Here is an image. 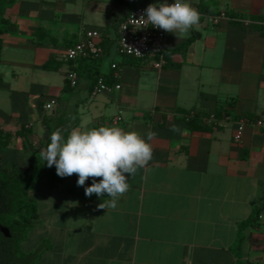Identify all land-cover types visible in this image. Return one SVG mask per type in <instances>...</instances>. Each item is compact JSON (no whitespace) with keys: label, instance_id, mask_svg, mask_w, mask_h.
<instances>
[{"label":"crops","instance_id":"0c3cea01","mask_svg":"<svg viewBox=\"0 0 264 264\" xmlns=\"http://www.w3.org/2000/svg\"><path fill=\"white\" fill-rule=\"evenodd\" d=\"M142 1L0 4V169L43 163L38 153L57 129L66 138L73 128L116 126L146 142L156 133L152 161L128 177L115 209L99 208L107 194L87 197L76 174L56 173L31 191L36 227L22 247L33 235V249L46 247L35 264H235L238 224L264 198V0H187L200 21L181 38L169 33L161 68L122 64L118 26ZM90 28L101 31L105 52L68 60ZM193 31L187 51L166 54ZM99 76L110 88L94 94ZM245 235L244 261L264 264V206Z\"/></svg>","mask_w":264,"mask_h":264},{"label":"clouds","instance_id":"9594fccd","mask_svg":"<svg viewBox=\"0 0 264 264\" xmlns=\"http://www.w3.org/2000/svg\"><path fill=\"white\" fill-rule=\"evenodd\" d=\"M145 26L185 36L193 26L198 25L200 13L187 0H168L149 4L137 19ZM174 132L180 131L173 127ZM156 133H146L147 142L135 131H125L116 126L81 131L73 128L65 136L57 129L50 135V143L38 153V159L51 168L56 167L60 177L78 176L77 186L85 187V195L96 194L104 199L99 208L115 209L118 202L129 191L128 177H134L139 169L145 168L153 159L150 143ZM91 178V186H85ZM101 178V179H98Z\"/></svg>","mask_w":264,"mask_h":264},{"label":"trees","instance_id":"16d2710c","mask_svg":"<svg viewBox=\"0 0 264 264\" xmlns=\"http://www.w3.org/2000/svg\"><path fill=\"white\" fill-rule=\"evenodd\" d=\"M13 1L0 0V4H8ZM148 1L143 0L138 4H130L129 10L147 5ZM3 29L5 28H0V30ZM197 37V32L193 31L190 37L175 48L167 51L166 54L170 55L171 53L187 51ZM103 46V48H106V43H103ZM122 54V64L139 65V58ZM114 66L116 67L117 65ZM100 77L103 76L97 77V81ZM195 121H200L199 116H196ZM44 123L48 126V118L46 116L44 117ZM18 133L25 137L28 135V131H24V129L19 130ZM68 134L69 132H67ZM4 144L5 141L0 136V147ZM45 178L57 180L56 167L52 166L49 168L46 162L33 164L27 170L18 168L13 170L0 169V264H35L46 249L42 244L29 251H25L22 247V243L28 239L29 233L36 227L34 213L36 202L31 196V191L36 189ZM263 206L264 198L254 200L250 215L238 224L237 236L232 245V250L237 258L235 264H247L243 259L242 251L246 238L245 230L258 221ZM2 227L9 229V236L2 231Z\"/></svg>","mask_w":264,"mask_h":264},{"label":"built area","instance_id":"2783aa9c","mask_svg":"<svg viewBox=\"0 0 264 264\" xmlns=\"http://www.w3.org/2000/svg\"><path fill=\"white\" fill-rule=\"evenodd\" d=\"M154 3H159L155 0ZM169 4L174 1H169ZM149 4L138 6L128 12L124 20L118 26V45L122 53L133 56L142 60H151L156 68H161L166 64L165 50L166 42L169 32L162 29H157L151 25L145 26L142 21L137 20L143 14V10ZM223 16V15H222ZM221 15L212 18L214 23H217ZM101 31L96 28L85 29L77 42L67 49L66 58L75 61L80 57H100L104 48L102 45ZM72 84L76 83L77 73L72 71L70 73ZM119 88L120 85H115ZM110 87L103 77H100L94 87L93 93L98 94ZM54 101L47 102L45 108L51 109ZM258 123L264 126V120H259ZM246 121L240 120L234 132V140L237 142L242 141L245 131Z\"/></svg>","mask_w":264,"mask_h":264},{"label":"rangeland","instance_id":"374dc122","mask_svg":"<svg viewBox=\"0 0 264 264\" xmlns=\"http://www.w3.org/2000/svg\"><path fill=\"white\" fill-rule=\"evenodd\" d=\"M35 243H36V238L35 235H33L30 238V241L24 246L25 250H32L33 247L35 246Z\"/></svg>","mask_w":264,"mask_h":264},{"label":"water","instance_id":"95a60500","mask_svg":"<svg viewBox=\"0 0 264 264\" xmlns=\"http://www.w3.org/2000/svg\"><path fill=\"white\" fill-rule=\"evenodd\" d=\"M2 231L6 234V235H10L9 229L6 227H2Z\"/></svg>","mask_w":264,"mask_h":264}]
</instances>
